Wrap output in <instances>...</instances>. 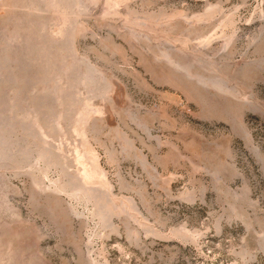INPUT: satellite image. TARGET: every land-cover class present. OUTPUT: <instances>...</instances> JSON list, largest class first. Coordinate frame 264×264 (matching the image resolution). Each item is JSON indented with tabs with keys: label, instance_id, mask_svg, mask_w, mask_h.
Returning a JSON list of instances; mask_svg holds the SVG:
<instances>
[{
	"label": "rangeland",
	"instance_id": "rangeland-1",
	"mask_svg": "<svg viewBox=\"0 0 264 264\" xmlns=\"http://www.w3.org/2000/svg\"><path fill=\"white\" fill-rule=\"evenodd\" d=\"M0 264H264V0H0Z\"/></svg>",
	"mask_w": 264,
	"mask_h": 264
}]
</instances>
